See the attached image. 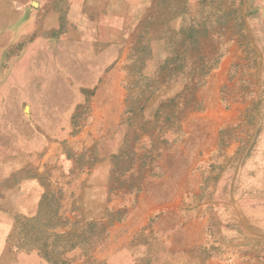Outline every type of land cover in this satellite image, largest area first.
Masks as SVG:
<instances>
[{"label": "rangeland", "instance_id": "1", "mask_svg": "<svg viewBox=\"0 0 264 264\" xmlns=\"http://www.w3.org/2000/svg\"><path fill=\"white\" fill-rule=\"evenodd\" d=\"M0 216V264H264V0H0Z\"/></svg>", "mask_w": 264, "mask_h": 264}, {"label": "crops", "instance_id": "2", "mask_svg": "<svg viewBox=\"0 0 264 264\" xmlns=\"http://www.w3.org/2000/svg\"><path fill=\"white\" fill-rule=\"evenodd\" d=\"M7 223L3 217L0 216V251H4V235Z\"/></svg>", "mask_w": 264, "mask_h": 264}, {"label": "trees", "instance_id": "3", "mask_svg": "<svg viewBox=\"0 0 264 264\" xmlns=\"http://www.w3.org/2000/svg\"><path fill=\"white\" fill-rule=\"evenodd\" d=\"M191 102H194V100H192V101H190V102H188V103H184V104H185V105H184V108H185L184 110H187V109L189 108V104H190ZM158 108L161 109V110H164V109L166 108V104H165V102H161Z\"/></svg>", "mask_w": 264, "mask_h": 264}]
</instances>
